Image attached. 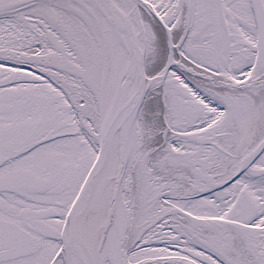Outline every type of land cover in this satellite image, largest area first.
I'll return each mask as SVG.
<instances>
[{
	"label": "snow or ice",
	"instance_id": "1",
	"mask_svg": "<svg viewBox=\"0 0 264 264\" xmlns=\"http://www.w3.org/2000/svg\"><path fill=\"white\" fill-rule=\"evenodd\" d=\"M0 264H264V0H0Z\"/></svg>",
	"mask_w": 264,
	"mask_h": 264
}]
</instances>
